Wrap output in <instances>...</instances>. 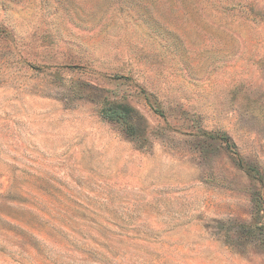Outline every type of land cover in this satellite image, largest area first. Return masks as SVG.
Returning <instances> with one entry per match:
<instances>
[{
	"label": "rangeland",
	"instance_id": "374dc122",
	"mask_svg": "<svg viewBox=\"0 0 264 264\" xmlns=\"http://www.w3.org/2000/svg\"><path fill=\"white\" fill-rule=\"evenodd\" d=\"M0 264H264V0H0Z\"/></svg>",
	"mask_w": 264,
	"mask_h": 264
},
{
	"label": "trees",
	"instance_id": "16d2710c",
	"mask_svg": "<svg viewBox=\"0 0 264 264\" xmlns=\"http://www.w3.org/2000/svg\"><path fill=\"white\" fill-rule=\"evenodd\" d=\"M101 115L108 121L124 123L127 134L131 137L136 135V125L128 122L136 115L131 107L119 103H108L102 108Z\"/></svg>",
	"mask_w": 264,
	"mask_h": 264
}]
</instances>
